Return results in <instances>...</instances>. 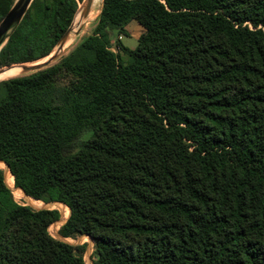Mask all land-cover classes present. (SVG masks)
I'll list each match as a JSON object with an SVG mask.
<instances>
[{
  "label": "trees",
  "instance_id": "obj_1",
  "mask_svg": "<svg viewBox=\"0 0 264 264\" xmlns=\"http://www.w3.org/2000/svg\"><path fill=\"white\" fill-rule=\"evenodd\" d=\"M81 2L33 0L0 68L46 57ZM0 163V264H85L9 186L67 207L92 264H264V0H102L53 64L0 81Z\"/></svg>",
  "mask_w": 264,
  "mask_h": 264
},
{
  "label": "rangeland",
  "instance_id": "obj_2",
  "mask_svg": "<svg viewBox=\"0 0 264 264\" xmlns=\"http://www.w3.org/2000/svg\"><path fill=\"white\" fill-rule=\"evenodd\" d=\"M81 5H82V2L79 4V6H81ZM101 5H102V0H94L93 1V5H92L90 13H89L90 14L89 22L87 23L86 26L83 25L79 38L86 36V35L91 33V31L94 27L95 19L97 18L98 14L100 12ZM76 19H78V15L76 16ZM144 29L145 28L138 21L133 20L126 27V30L128 33L127 36H122V38H120V41H122L124 46H126L128 48H134L137 44V37L140 35V33ZM115 41H116V36L113 34V35H111L112 50L115 51L116 53H118L119 55L124 56L120 50H118L114 47ZM0 168L3 169L4 174L6 176V172H5L6 169L2 166L1 163H0ZM9 179H10V177H9ZM7 185H8V183H7ZM9 187L12 190L14 200L18 204L28 205L34 209H42V208L57 209L60 213V219L57 222H54L49 226V228H48L49 233L54 238L61 239V240L68 242L70 244L84 245V247H85L84 252H83L84 262H85V264H92L94 241L89 236L83 235V236H77L74 239H72V238L65 239V238H62L58 234L59 227L65 222V220L67 219V217L69 215V209H67V207H65L63 204H60V203H59L60 205H58V204L53 205L52 203L46 204V203H43L42 201L41 202H34L35 199L30 200L28 197H25V196L17 193L16 190L13 189L12 186H9Z\"/></svg>",
  "mask_w": 264,
  "mask_h": 264
},
{
  "label": "water",
  "instance_id": "obj_3",
  "mask_svg": "<svg viewBox=\"0 0 264 264\" xmlns=\"http://www.w3.org/2000/svg\"><path fill=\"white\" fill-rule=\"evenodd\" d=\"M32 1L33 0H14L11 7L8 9L6 14L0 20V50L7 42L9 36L12 34V32L15 30V28L19 25V23L23 19ZM93 1L94 0H82V5L78 7L71 24L64 31V33L62 34V36L56 43L53 50L46 57H44V58H47L45 61L32 63L29 65L27 64L12 65V66L21 67L22 72L20 75L33 73L38 70H41L53 64L59 57L63 55L66 42L72 36H78L80 34L83 25H85L89 17V13L93 5ZM77 15H78V19H76ZM12 66L0 68V73H2L5 69H8L9 67H12Z\"/></svg>",
  "mask_w": 264,
  "mask_h": 264
},
{
  "label": "bare ground",
  "instance_id": "obj_4",
  "mask_svg": "<svg viewBox=\"0 0 264 264\" xmlns=\"http://www.w3.org/2000/svg\"><path fill=\"white\" fill-rule=\"evenodd\" d=\"M90 19V14H89V17L85 23L84 26L87 25L88 21ZM80 34L78 36H72L65 44V47H64V51H63V54L66 52V50L69 48V46L71 44H73V42L79 38ZM47 58H43L42 60H39L37 62H42V61H45ZM35 62V63H37ZM29 65V64H28ZM21 67L20 66H12V67H9L8 69H5L2 73H0V81L1 80H4V79H7L9 77H13V76H17V75H20L21 74ZM7 171V170H5ZM8 172V171H7ZM11 184H12V180L10 181ZM14 189V188H13Z\"/></svg>",
  "mask_w": 264,
  "mask_h": 264
}]
</instances>
